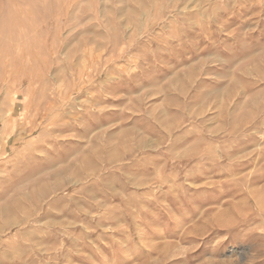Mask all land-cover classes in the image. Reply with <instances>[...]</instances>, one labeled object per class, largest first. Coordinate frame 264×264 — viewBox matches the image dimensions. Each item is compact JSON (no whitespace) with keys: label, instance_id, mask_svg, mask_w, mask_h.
I'll return each mask as SVG.
<instances>
[{"label":"rangeland","instance_id":"374dc122","mask_svg":"<svg viewBox=\"0 0 264 264\" xmlns=\"http://www.w3.org/2000/svg\"><path fill=\"white\" fill-rule=\"evenodd\" d=\"M263 98L264 0H0V264H264Z\"/></svg>","mask_w":264,"mask_h":264},{"label":"bare ground","instance_id":"6f19581e","mask_svg":"<svg viewBox=\"0 0 264 264\" xmlns=\"http://www.w3.org/2000/svg\"><path fill=\"white\" fill-rule=\"evenodd\" d=\"M6 8V7H5ZM139 10V9H138ZM12 25V24H11ZM139 27V26H138ZM183 44V43H182ZM102 51V50H101ZM264 99V98H263ZM257 115V114H256ZM261 121V120H260ZM31 133H33V131L31 132ZM33 158V157H32ZM21 159V158H20ZM30 161V160H29ZM32 161H34V160H32ZM248 217V216H247Z\"/></svg>","mask_w":264,"mask_h":264}]
</instances>
